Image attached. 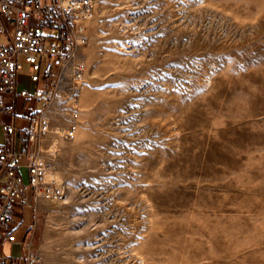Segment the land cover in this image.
Wrapping results in <instances>:
<instances>
[{
  "label": "rangeland",
  "instance_id": "obj_1",
  "mask_svg": "<svg viewBox=\"0 0 264 264\" xmlns=\"http://www.w3.org/2000/svg\"><path fill=\"white\" fill-rule=\"evenodd\" d=\"M97 3L83 77L46 106L78 112L49 171L67 197L19 238L38 264H264V0Z\"/></svg>",
  "mask_w": 264,
  "mask_h": 264
},
{
  "label": "built area",
  "instance_id": "obj_2",
  "mask_svg": "<svg viewBox=\"0 0 264 264\" xmlns=\"http://www.w3.org/2000/svg\"><path fill=\"white\" fill-rule=\"evenodd\" d=\"M97 7V0H0V264H38L39 255L18 236L24 210L67 197L65 183L49 171L60 141L77 135L78 112L55 126L46 106L68 78L82 79ZM25 64L35 89H20ZM36 101L45 107H34ZM7 245L23 250L6 254Z\"/></svg>",
  "mask_w": 264,
  "mask_h": 264
}]
</instances>
